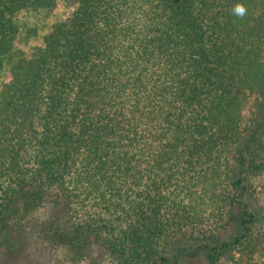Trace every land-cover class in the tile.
I'll use <instances>...</instances> for the list:
<instances>
[{
  "label": "trees",
  "instance_id": "obj_1",
  "mask_svg": "<svg viewBox=\"0 0 264 264\" xmlns=\"http://www.w3.org/2000/svg\"><path fill=\"white\" fill-rule=\"evenodd\" d=\"M2 69L0 264L261 263L264 0H0Z\"/></svg>",
  "mask_w": 264,
  "mask_h": 264
},
{
  "label": "rangeland",
  "instance_id": "obj_2",
  "mask_svg": "<svg viewBox=\"0 0 264 264\" xmlns=\"http://www.w3.org/2000/svg\"><path fill=\"white\" fill-rule=\"evenodd\" d=\"M65 13V5L60 3L59 7L55 9L54 12L51 13V18L48 22H46V26L40 31L39 36L41 37L43 32L46 31V28L51 26L54 21H57L59 19L63 18V15ZM38 42V41H36ZM7 81V70L2 69L0 70V86ZM257 120L258 124L255 126V131H257L258 137L260 138V141L263 143L264 147V105L261 107H257ZM245 118L249 117V114L247 111L244 113ZM262 157L264 158V149L261 148V154ZM263 169V171H262ZM251 172V170H250ZM246 184L248 185L249 192L251 194V202L256 205L258 212H259V224L257 225L256 228V237L259 238V242L263 247V259H261L260 264H264V166L261 167L260 171L256 170L255 172H251L248 176V180L246 181ZM230 215L226 214L225 220L228 221L230 220L229 226L231 228L229 230H224L221 234H216V238L210 239L207 242L210 243V245H218L219 240H225L232 234V230L237 229L236 223L233 222L230 219ZM209 228V227H208ZM213 231L211 232L212 235L215 231V228L212 229ZM42 238H39V241L42 242ZM206 243V242H205ZM56 253V256L54 254ZM53 253L52 255L48 254V252L45 253H33L31 250L26 251L24 254H21L19 257V254H16L14 252V256H11L12 258H15L16 260L15 264H48L51 262V259L53 258L54 264H71L68 262L64 261L65 254L63 255L64 251L62 249H59L57 252ZM13 255V254H12ZM88 256V259L82 264H107L108 260H110L109 257L103 255V250H94L93 253ZM232 263V262H230ZM209 264V263H208Z\"/></svg>",
  "mask_w": 264,
  "mask_h": 264
},
{
  "label": "clouds",
  "instance_id": "obj_3",
  "mask_svg": "<svg viewBox=\"0 0 264 264\" xmlns=\"http://www.w3.org/2000/svg\"><path fill=\"white\" fill-rule=\"evenodd\" d=\"M246 8L242 4H237L233 8V14L236 15L237 17H243L246 15Z\"/></svg>",
  "mask_w": 264,
  "mask_h": 264
}]
</instances>
